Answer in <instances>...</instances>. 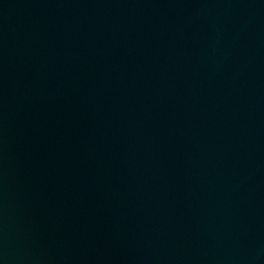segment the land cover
<instances>
[{
	"label": "water",
	"instance_id": "95a60500",
	"mask_svg": "<svg viewBox=\"0 0 264 264\" xmlns=\"http://www.w3.org/2000/svg\"><path fill=\"white\" fill-rule=\"evenodd\" d=\"M0 264H264V0H0Z\"/></svg>",
	"mask_w": 264,
	"mask_h": 264
}]
</instances>
